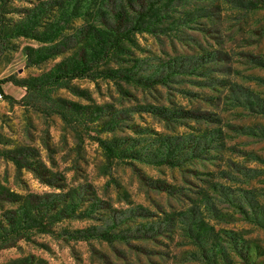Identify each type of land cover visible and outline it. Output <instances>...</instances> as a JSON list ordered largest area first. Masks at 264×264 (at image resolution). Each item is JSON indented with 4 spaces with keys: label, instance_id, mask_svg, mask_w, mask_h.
Listing matches in <instances>:
<instances>
[{
    "label": "rangeland",
    "instance_id": "obj_1",
    "mask_svg": "<svg viewBox=\"0 0 264 264\" xmlns=\"http://www.w3.org/2000/svg\"><path fill=\"white\" fill-rule=\"evenodd\" d=\"M120 5L0 0V264H264V8Z\"/></svg>",
    "mask_w": 264,
    "mask_h": 264
},
{
    "label": "trees",
    "instance_id": "obj_2",
    "mask_svg": "<svg viewBox=\"0 0 264 264\" xmlns=\"http://www.w3.org/2000/svg\"><path fill=\"white\" fill-rule=\"evenodd\" d=\"M162 0H121L120 8L115 10L112 17L107 23V28L110 32L111 37L114 38V43L117 46L120 43L128 38L132 33L143 32L144 26L148 18L151 17L152 12L158 6ZM257 2L262 8H264V0H254ZM130 6L131 9L135 12V14H130L127 11V7ZM108 57V56H106ZM94 57L89 56V58H83L80 60V63L74 62L71 66H68L65 69H60L53 80L54 83H64L65 80H75L78 78H83L90 74L94 67ZM7 80H0V94H3L2 86L6 83ZM159 81L158 78L154 79L152 82L157 83ZM138 83L149 85L148 82H143L142 80H138ZM17 86H23L28 89V86L16 84ZM100 146L104 149L105 153L109 158L116 157L117 150L113 144L100 139ZM15 160V159H14ZM16 161V160H15Z\"/></svg>",
    "mask_w": 264,
    "mask_h": 264
},
{
    "label": "built area",
    "instance_id": "obj_3",
    "mask_svg": "<svg viewBox=\"0 0 264 264\" xmlns=\"http://www.w3.org/2000/svg\"><path fill=\"white\" fill-rule=\"evenodd\" d=\"M0 99H1V95H0Z\"/></svg>",
    "mask_w": 264,
    "mask_h": 264
}]
</instances>
